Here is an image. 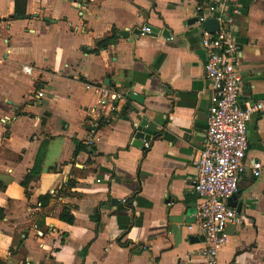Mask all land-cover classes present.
<instances>
[{
  "label": "crops",
  "instance_id": "0c3cea01",
  "mask_svg": "<svg viewBox=\"0 0 264 264\" xmlns=\"http://www.w3.org/2000/svg\"><path fill=\"white\" fill-rule=\"evenodd\" d=\"M199 4L232 19L241 106L264 101V0H0V264H209L194 182L217 95ZM248 141L219 264H264L261 111Z\"/></svg>",
  "mask_w": 264,
  "mask_h": 264
},
{
  "label": "built area",
  "instance_id": "2783aa9c",
  "mask_svg": "<svg viewBox=\"0 0 264 264\" xmlns=\"http://www.w3.org/2000/svg\"><path fill=\"white\" fill-rule=\"evenodd\" d=\"M196 12L197 23L201 26L202 45L207 53L204 69L217 100L209 110L205 144L197 152L194 189L201 201L194 217L205 239L200 255L209 264H219L218 255L227 243L228 226L241 222L229 199L237 194L239 181L246 169L248 122L253 113H264V101L241 106L239 50L231 40L230 30L222 27V24L232 23V19L214 17L217 8L213 5L199 4ZM212 17L219 22V29L214 32L205 27L206 20ZM142 30L149 32L147 27ZM93 89L103 98L114 101L122 98L119 93L110 94L103 86H94ZM93 133L94 130L91 131ZM251 168L255 177L264 174V165L260 160H255Z\"/></svg>",
  "mask_w": 264,
  "mask_h": 264
},
{
  "label": "trees",
  "instance_id": "16d2710c",
  "mask_svg": "<svg viewBox=\"0 0 264 264\" xmlns=\"http://www.w3.org/2000/svg\"><path fill=\"white\" fill-rule=\"evenodd\" d=\"M202 1V0H201ZM114 30L110 32L109 36H106L105 38H103L102 40L97 42V45L101 46V47H105L106 45H108L110 43V41L114 38ZM50 195L47 194L45 196L40 197V200L43 203H48V201L50 200ZM61 219L69 224L74 222V217L71 215L70 211L68 209H64L62 214H61Z\"/></svg>",
  "mask_w": 264,
  "mask_h": 264
},
{
  "label": "water",
  "instance_id": "95a60500",
  "mask_svg": "<svg viewBox=\"0 0 264 264\" xmlns=\"http://www.w3.org/2000/svg\"><path fill=\"white\" fill-rule=\"evenodd\" d=\"M147 28H149V30H153V28H151L150 26H146ZM205 27L211 31V32H214L216 30L219 29V22L216 18H208L205 22ZM140 30H136V32H138ZM143 134L142 133H138V137H141ZM229 204L234 207V208H237V211L239 212L240 211V208H241V203H238L237 202V197L236 195H234L233 197H231L229 199Z\"/></svg>",
  "mask_w": 264,
  "mask_h": 264
}]
</instances>
